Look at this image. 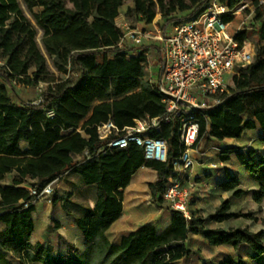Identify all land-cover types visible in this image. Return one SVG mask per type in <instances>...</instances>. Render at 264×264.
Wrapping results in <instances>:
<instances>
[{"label": "trees", "instance_id": "16d2710c", "mask_svg": "<svg viewBox=\"0 0 264 264\" xmlns=\"http://www.w3.org/2000/svg\"><path fill=\"white\" fill-rule=\"evenodd\" d=\"M127 0H20L31 19L23 13L19 0H0V154L20 156V142L27 144V160L0 158V180L13 174L11 185H0V264H10L7 255L17 258L19 264H65L63 259L51 256L48 246L29 244L34 230V205L24 208L32 199L28 189L22 187L27 180L44 185L74 172L84 185H95V208L82 218L74 220L77 228L92 246L87 254L76 253V264H87L90 249L100 264H177L179 260L197 255L185 243L190 236L201 235L206 246H227L238 254L241 247L251 253L253 261L264 255V229L250 232L244 228L205 230V220L187 221L180 213L171 212L170 223L158 231L148 223L124 236L115 245L104 232L119 217L123 189L132 173L144 166L156 171L158 180L149 184L154 202H162L163 183L169 176L168 163L144 161L142 150L131 144L125 150L102 152L104 142L98 140L96 126L111 121L122 129L135 119L160 118L165 104L159 87L149 84L146 77L147 58L144 51L127 49L123 43L124 31L116 25L119 9ZM125 11L126 18L141 24H151L157 13L164 27L185 22L199 16L208 0H131ZM239 0H230L232 6ZM262 5L257 8L260 12ZM37 10L34 12V10ZM178 18L177 14H187ZM232 17L222 18L228 23ZM256 20H260L256 17ZM246 39V33L238 35ZM261 48L255 52L253 62L238 68L232 76V87L220 95L222 103L197 114L198 140L207 135L216 142L239 139L244 131L260 130L258 142L264 147V24L256 31ZM38 42L40 46H38ZM49 63L53 71L49 68ZM75 68V81L67 78ZM57 73V75H56ZM61 75L67 79H63ZM14 83L23 88L46 85L43 99L38 103L17 104L5 93H15ZM124 97L112 103L97 106L83 130L85 137L51 146L61 132L78 128L86 120L95 102ZM51 112L52 116L48 113ZM177 121L161 123L160 129L150 133L168 145L167 159H176L182 146ZM51 149V150H50ZM50 150L49 152H46ZM46 152V153H45ZM228 151L221 150L219 161L229 160ZM80 160L75 161V157ZM239 166L258 184L252 201L264 200V154L258 159L235 154ZM239 198L244 191L238 180L221 182L218 186ZM66 197L62 198L65 201ZM58 199L54 198L55 204ZM230 212V202L222 204L207 218L212 223L237 219ZM242 217L250 219L249 214ZM221 264H246L240 256L227 257Z\"/></svg>", "mask_w": 264, "mask_h": 264}, {"label": "built area", "instance_id": "2783aa9c", "mask_svg": "<svg viewBox=\"0 0 264 264\" xmlns=\"http://www.w3.org/2000/svg\"><path fill=\"white\" fill-rule=\"evenodd\" d=\"M230 0H208L203 12L185 22L167 26L162 42V62L159 74L153 83L159 87V94L165 104V113L160 118L135 119L129 127L118 129L109 120L96 126L99 141L104 145L99 150L113 152L125 150L131 144L142 150L144 161L168 163L169 176L163 183L161 200L170 211L178 212L187 221L191 220V200L195 182L190 180V173L199 160L198 154L199 122L197 114L213 109L222 103L220 95L227 91L224 76L235 73L253 62L254 44L250 39H240L238 35L249 29L248 21L264 0H239L232 6ZM232 17L228 23L222 18ZM239 19L234 27V21ZM123 40L134 46H141L143 39L150 38L146 31L123 24ZM0 66L3 63L0 62ZM15 89L23 88L14 83ZM192 105L186 107L180 103ZM52 116V113H48ZM177 121L181 152L169 161L168 145L164 140L152 138L151 132L158 131L161 123ZM220 154V152H219ZM218 154V155H219ZM219 163H209L208 168L218 169ZM52 181L40 189L29 187L32 197L24 208L44 197L51 196Z\"/></svg>", "mask_w": 264, "mask_h": 264}, {"label": "rangeland", "instance_id": "374dc122", "mask_svg": "<svg viewBox=\"0 0 264 264\" xmlns=\"http://www.w3.org/2000/svg\"><path fill=\"white\" fill-rule=\"evenodd\" d=\"M20 2V0H19ZM21 8L23 10V13L28 16L31 19V16H29L25 6L20 2ZM132 6V1L127 0L125 4L119 9V17L116 19V25L120 28L123 26V24H127L132 28H137L139 30H144L150 34V38L143 39L142 45L139 46L138 51H144L145 57L147 58V67H146V81L148 82L151 80L153 83L155 82L157 75L159 74L158 68L162 62V42L158 39V36H163V33L167 29V27H164V21L161 19V14L157 13L155 19L153 22L149 25L147 24H139L135 22L134 19L126 18L125 11L128 7ZM37 10L35 9L34 12ZM187 14H177L176 16L178 18H185ZM256 17H259L260 20H256ZM239 22V19L234 21V27L236 28L237 24ZM249 23V29L245 32L246 37L251 40V42L254 44V54L256 51H258L261 48V44L258 43V39L256 38V31L264 24V3L262 4V8L260 9V12L257 11L252 15V19L248 21ZM125 47L127 49L133 48L132 43L129 41H123ZM38 46H40L38 42ZM41 47V46H40ZM136 48V47H134ZM137 49V48H136ZM49 68L51 71H53L51 64L49 63ZM69 80L75 81L78 77L77 71L75 68L70 69L69 72ZM57 75V73H56ZM63 79H67L61 75H58ZM224 84L227 85V88L232 87V76L231 75H225L224 78ZM46 85L41 84L37 88L32 87H26V88H19L15 89V93H11L9 89H5V93L11 98V101L17 104H27V103H38L43 99L44 92L46 91ZM135 92H130L129 94L115 98V99H109V100H103L101 102H95V104L92 106V109L90 112L96 108L97 106H100L104 103H112L115 101H118L124 97L130 96V94H133ZM89 112V114H90ZM88 114V115H89ZM85 121L79 124L77 128V132H81L83 125ZM76 134L75 132L73 134H67V137H71L72 135ZM256 137V134L254 132H250L249 136L243 137L242 141L234 142L230 140H222L220 142H216L213 139H210L207 137V135L204 137L202 141H200L198 146V154H195L196 159H200L201 152L206 153V158L210 159V162L212 163H219L220 158L218 157V154L221 150H227L228 158L231 160L228 164V170L238 179V184L241 183L242 185H245L247 188L249 184L248 174L246 176V172L243 170L241 166L238 165L237 158H235V154L238 152H242L245 157H249V153H252V158L254 160L261 157V155L264 154V147L258 142V140H255L254 142H249L253 138ZM54 145V144H53ZM51 146V148L53 147ZM29 155H26L25 153L20 156H9L6 154H0V158L10 159V160H25ZM199 164V162H198ZM223 164V163H222ZM197 166V165H196ZM195 166V167H196ZM194 167V168H195ZM12 177L13 174H7L5 177L0 180V185H11L12 183ZM250 178V177H249ZM77 177L75 173L73 172H67L64 174L60 179L56 180V182L52 185V195L49 197H44L40 201L34 203V208H37L38 210L32 213V221L36 224V233L33 235V238L35 240L42 241V246L46 247L48 246L49 252L52 257L55 259L60 258L63 259L65 264H76V253H78L77 249H74L75 246H80L81 243H84L85 249L81 254H87L88 249L92 246L91 244L87 247L86 241L84 239L75 238L71 243H68L62 237L60 234H65L66 236H71L74 238V230L70 228L69 226H64V228L60 229V226L62 225L58 221L63 220L61 218L57 217V213H64L63 209H57L53 208L54 205H52V201L54 198L57 197V195L62 196L59 199L70 195L69 197H66L65 201L61 202L65 204V207L68 211L73 210L75 207L71 205L73 202L76 204V200L81 198H84L85 200H88L89 197H92L94 195V190L91 188L88 189H81L80 191H77ZM49 184V183H48ZM40 183L36 180H27L22 184V187L29 189V187L39 189ZM47 185V184H46ZM45 186V185H44ZM67 186V187H66ZM239 187V186H238ZM64 189V194L61 193V189ZM241 189V187H239ZM150 195L152 194V191L148 188ZM244 191V194L239 198H234L232 195L228 196L227 201L230 202V209L232 213L239 214L240 216L237 217V219H231L225 226H229V228H244L247 229L250 232H257L259 230L264 229V200H262L261 204H256L252 201V190L247 191L246 189H242ZM58 191V193H57ZM75 192V195H74ZM216 194V193H215ZM74 195V197H73ZM193 196V192H192ZM58 199V198H57ZM199 200L195 197L191 200V213L195 218H202L206 222L204 224L205 230H222L219 227H222L220 225H215L214 223L210 222L208 220V216L212 211H214L215 206L220 202L219 195L216 194V196L209 195L205 202H201V206L198 205ZM151 205H153V208L155 210L161 209L166 213V215L169 213L166 210V205L163 204V202H151ZM243 214H249L250 219L242 217ZM42 215L44 216L42 218ZM163 219V218H162ZM64 224V223H63ZM66 225V224H65ZM60 229V231H58ZM109 242L113 243L114 239L108 238ZM190 242L192 245H197L200 251V259L197 260L196 257L183 260L182 262H179L178 264H221L223 260H225L228 255H231V258L234 260L238 256L242 258L243 261H245L246 264H257V262L253 261L251 257V253L248 249L245 247H241L238 254L234 252H229L225 249L218 250L210 247H206L202 242H200L199 237H191ZM7 259L10 261V264H19L17 258L15 259L12 255H7ZM87 264H100L101 262H104V259H98L95 253L90 249V255L88 259ZM259 263H264V255H262L258 259ZM31 264H39V263H31Z\"/></svg>", "mask_w": 264, "mask_h": 264}, {"label": "crops", "instance_id": "0c3cea01", "mask_svg": "<svg viewBox=\"0 0 264 264\" xmlns=\"http://www.w3.org/2000/svg\"><path fill=\"white\" fill-rule=\"evenodd\" d=\"M139 24H141V23H139ZM158 70H159V68H158ZM157 77H158V75H157ZM94 109L90 112L89 115H87L81 132H77V128L69 130V131L61 132L60 139L54 143L53 147L56 146L58 143L71 140L76 135H81L82 137H85L83 130H84L86 123L92 119L91 117L93 115ZM74 132L76 134L72 135L71 137H67V134H73ZM250 132H254L256 134V137L253 138L249 142H254L255 140L259 139L260 130L258 127H256V129H254V130L244 131L239 139H234V140L233 139H224V140L239 142V141L243 140V137L247 138L249 136ZM19 149H21L22 152L25 153L28 150L27 144L25 142H20ZM50 150H48L46 152H49ZM206 155H207L206 153L201 152L200 157H199L200 158L199 164L190 173V180H193L195 182V186L193 188L194 190H193L192 198L195 197L196 199H198L199 202H197V203H198V205L201 206L200 203L205 202L209 195L210 196L211 195L216 196V194H218L219 198H220V202H218V204L215 206V209H214V211H215L222 204V201H227L228 196L232 195L231 192L222 191L220 188H218V186L221 184V182L230 180L231 178H235V180L238 178L235 177L227 169L228 164L231 161L230 159L226 162L221 161V163H223V164L218 169L212 170V169L208 168V164L211 162H210V159L206 158ZM29 156L30 157H28V158H33L31 155H29ZM27 159H25V160H27ZM74 160L78 161V160H80V157L76 156ZM75 175H76L77 181H78L77 182V191H80L81 189L91 188L94 190L95 193L92 197H89L88 200H85L84 198L80 197L79 199L76 200L77 201L76 204H74L72 202L71 205L75 208L71 211H68L67 208L65 207V204L62 203V207H61V202H63V200H62V198L59 199L62 196H59L60 194L57 191V193L59 195H57L56 199L58 198V201L52 205H54L53 208H56V210L57 209H60V210L63 209V211H64L63 214L57 213V217L61 218L63 220V222L61 220L58 221L62 224L60 226V229L64 228V226H69L70 228H72V230H74V238H72L71 236H66L65 234H60L62 239H64L65 241H67L70 244L71 243L73 244L72 241L75 238H79L80 240L84 239V241H86L85 237L82 235L80 230L77 228L74 220L77 218L85 217L89 213V211H92L95 208L94 204H95L96 199H97L96 186L95 185H88V186L84 185L81 178L78 177L77 174H75ZM246 176H247V173H246ZM246 179H248L250 181L249 182L250 185L246 188L245 185H242L241 183H239L238 186L241 187V189H246L247 191L252 190V192H255L259 189L258 184L256 182H254L251 178L248 177ZM157 180H158V175H157L156 171H154L150 168H146L144 166H141L140 168H138L137 170H135L132 173L129 184L122 190L123 191V196H122V201H121L122 209H121V212L119 214V217L104 232V236H106L107 239L108 238L114 239L113 244L119 245L121 239L124 236H126L127 234H129L131 232H134V230H136L138 227H140L144 224L151 223L154 225V227L158 231H161V230H163V228H165L170 223L171 212L167 207H166V210L169 213L166 215V213L164 211H162L161 209L155 210L153 208V205H151V202H154V200L152 199V194L150 195L148 188H149L150 183H155ZM63 192H64V189L62 188L61 193L64 194ZM74 195H75V192H74ZM74 195H73V197H74ZM37 210L38 209L35 208V211H37ZM214 211H212L210 213V215L213 214ZM230 212H231V209H230ZM43 217L44 216L42 215V218ZM229 221L230 220L223 221L222 223H219V224L215 223V225L217 224V225L222 226L219 228L222 230H225V231H227L229 229H237V228H229V226H225V224H227ZM60 229L58 231H60ZM4 230H5V225L0 224V233ZM35 233H36V224L34 223V230L30 235L29 244H32V245L40 244V245H42V241L35 240L33 238V235ZM191 237L192 238L193 237H199L200 242H202L205 246H206V244H205L201 235H195V234H193V236H190L189 239L186 241L185 246L189 250H191L192 252L198 251L197 255L190 256L187 259L196 257L198 260V259H200V251H199V248L197 247V245H192V243L190 242ZM86 245L88 247L90 244L87 243V241H86ZM210 248H214V249H218V250L225 249L229 252L230 251L234 252L231 247H227V246H223V247L218 246V247H210ZM74 249H77L78 254H81L83 252V250L85 249V245H84V243H81V245L79 247L75 246ZM228 256L231 258V255H228ZM187 259L179 260V262H182L183 260H187ZM179 262H177V264Z\"/></svg>", "mask_w": 264, "mask_h": 264}, {"label": "water", "instance_id": "95a60500", "mask_svg": "<svg viewBox=\"0 0 264 264\" xmlns=\"http://www.w3.org/2000/svg\"><path fill=\"white\" fill-rule=\"evenodd\" d=\"M180 103L183 104L184 106L188 107V108L192 107V105H190V104H187V103H184V102H181V101H180Z\"/></svg>", "mask_w": 264, "mask_h": 264}]
</instances>
